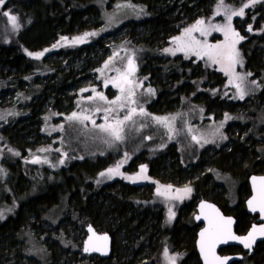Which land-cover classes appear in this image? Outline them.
Wrapping results in <instances>:
<instances>
[{
    "label": "rangeland",
    "instance_id": "374dc122",
    "mask_svg": "<svg viewBox=\"0 0 264 264\" xmlns=\"http://www.w3.org/2000/svg\"><path fill=\"white\" fill-rule=\"evenodd\" d=\"M10 1L12 0H5V3L0 6V45H7L11 41L19 40V36L24 35V31L28 27V22L23 21L22 15L15 13L13 7H9ZM197 1L194 0L190 3H195L194 5L198 6L190 16L192 21H187L189 22H186L187 24H185L186 20L181 21L185 25L180 28L179 32L172 30L170 32L171 35L164 38L160 36L151 38V43L149 42V44L160 48H158L160 52L158 56H156L158 53L147 55L146 48L139 44L141 43V40L138 39L140 37L139 34L146 27L140 26L138 23L149 19L150 16L144 5L132 0L116 1L108 8L105 2L100 21L94 16L95 19H91L87 23V26L84 27L85 29L79 30L75 28L76 30L72 34L64 36L67 38L66 40L61 39L63 36H60L54 42L50 40L49 42H52L49 46L45 45L43 48L37 50H30L19 43L20 51L25 55L26 59L28 58L34 62L45 60L49 66L47 67L48 70L52 69L53 66H58L60 62L63 64L69 61H77L78 58L75 55H71L73 50H71V53L68 50V54L64 52L58 54L60 51L67 50L68 46L79 48L80 46L83 47V45L89 44V42L96 41L95 44H97L99 40L104 45L106 51L99 67L94 68L91 65L80 71L82 80L78 81L77 93L74 88L66 91L69 97L74 93L76 95L71 99L70 108L64 105L62 109L65 110L61 112L54 109L50 99L41 102L39 98L32 97L35 95L34 92L38 91L37 88H42L48 81L47 79V81L43 79V76L47 73L46 71L39 73V76L30 74L26 76V79L14 76L11 73L7 79L1 81L0 189L2 192L6 191L11 197L9 203H0V224L5 222L9 216L15 215L22 202H28L35 198L41 187L43 188L45 185L59 182V173L67 169V166L70 164L77 161L79 163L86 160L94 161L99 158L110 159V165L104 168L102 172L106 173L109 168H115L119 164L120 174H113L111 178L107 175H97L96 187L111 182H121L137 187L139 191L136 195L143 194L145 196L147 193L151 194L147 202L163 210V221L159 223L160 226L156 229L158 233H156L155 237L157 247L154 249L151 247L147 253V255L149 254L148 257L144 256L141 259L140 255H136V264H146L147 259L151 258L154 253L153 259L155 264H183L187 260L188 252L184 249V251L174 249V243L170 235V232L179 220L180 209L185 203L191 202L193 205L187 216L188 222L192 225H195L194 214L197 211L198 203L202 199L212 202V197L209 196H213L215 192L220 195L219 203L225 211L232 213L233 208L235 209L237 206L239 207L238 210L242 208L245 200L250 196L249 184L247 183L248 192L246 194L241 192V186H238L240 178H237L235 174L231 175L211 167L212 163H215L213 162L214 157L210 159V162L207 160L200 169L192 173L191 177L189 176L184 180L181 178L178 181L167 180L165 182L151 177L145 161H140V164L138 163L133 169H123L124 166L126 167L134 163L135 159L142 154H145V156L149 154L154 157L169 147H174L177 150L183 164L187 166L193 165L205 152H216L220 148L225 150L233 148L235 141H230V139L232 137H243V134L248 132L246 123L250 124L252 129H260V132H264V126H262L264 124V105L262 110H256L255 105L252 106L251 100H249V98L253 97V95L255 97L264 88V65L259 71L255 70L254 66L253 68L250 67L248 65L249 59L244 56L242 51L243 47H245V41L251 34L263 31L262 26L259 25V29H256L257 27L253 26L252 22L251 24L248 23L250 22L248 19L255 9L257 10L259 6L264 5V0H257L256 3H252V0H222V2L221 0H214L203 5H199V1ZM245 5L249 6L245 7ZM241 8L244 10L242 16L233 15L234 12H239ZM181 9V7H177V12H182ZM195 10H199L200 12ZM6 11L9 12V15L17 17V26H14L9 16L3 15ZM229 16H231V20L228 19ZM198 20L204 21V24L199 27L203 28L206 34L201 35L199 31L191 33V37L200 42V45L196 46V51H201V46L205 44L215 45L225 42L224 30L216 31L217 27L226 30L230 24L232 30L244 37V39L236 44V48L240 53L241 63L236 64L233 71H222L221 69L225 68L224 64L213 63L206 56L201 58L195 55L193 51H176L177 44L174 38L184 37L188 39L185 29L192 28ZM124 25L130 26V30H125ZM249 26H251V31H249ZM86 33H96V35L85 36ZM78 37H83V40L74 39ZM153 40H157V42L152 43ZM165 49H172L175 54L165 52ZM102 50L97 49L93 53L91 62L99 60L98 58L103 54H100ZM41 52L43 55L39 59L35 58L34 55H29V53L35 54ZM145 55H147L146 58ZM178 57L192 66H199L200 74L204 73V75L199 74L198 79L205 80V73L213 72L219 74L223 80H221L218 86L213 88H201V85H199L196 88L197 90L194 89L192 92L179 95L175 108L162 112H154L152 106H150L157 95V89L150 83L152 78H150V72L154 69L147 66L148 71H144V58L150 66L160 64L162 70L164 67H167L168 72L162 73L163 75H167L168 73H173L169 70L171 62L165 66L162 63H166L170 58ZM130 59L137 68L130 75V80L133 83L126 85L125 92L121 94L120 88L114 86V82H120V74L128 69ZM79 60V63H81V58ZM156 80L163 81L158 76H155ZM195 80L197 79H194L192 82L194 83ZM31 81L36 84L37 88L31 90V86L28 85ZM129 88L135 93L132 97L136 101L134 104L128 100ZM149 89L153 91L149 92ZM204 91L209 95L216 96L218 94L222 101H227L226 109L214 111L212 109L216 106H212L208 111L204 103L195 101L194 97ZM241 91L244 93L243 98H240ZM97 93H102L106 97V100L99 99ZM118 96L122 97L120 101L116 104L109 103L116 100ZM234 103H237L232 108L234 111H227L229 110V104ZM121 105L124 106L121 107ZM129 108H136L137 115L133 117L132 121L126 122L124 125V139L122 141H114L107 133L100 131L96 126L106 123L105 116L108 118L107 123H114L117 119L122 120L128 114ZM141 108H143L146 115L139 114ZM32 109H35V111ZM73 113L81 117L87 116L89 119L82 121L69 120L68 117L72 116ZM31 114H35L40 119L39 124H29L28 121H30ZM154 117H168V124H170L172 131L170 132L164 124L158 123L153 119ZM92 121H95V125H93ZM16 125L22 126L23 130L20 128L21 130L19 129L20 131H18L19 127ZM37 127H39V131H35ZM15 129L20 135H17L16 141L10 140L8 133H13ZM21 134L25 135L27 139L24 136L20 141ZM255 134L257 135V133ZM194 136L196 137L195 140L193 139ZM41 149H44V151H41ZM34 160H38L39 162L33 163L32 161ZM141 166H146V172L141 173ZM11 167L22 168L18 176L22 175L25 179L29 180V183L27 181L25 183V188L27 187V189L24 192H20L19 190H16V192L12 189L13 193H17L15 197L7 184V180L11 179L13 174H15L11 171ZM31 172L35 174L31 175ZM257 175H264V173L259 172ZM130 176L137 177V179L134 181L127 179ZM249 177L250 175L246 176V178ZM175 181L177 183H174ZM202 182H206V184H202ZM216 182L220 185L215 184ZM214 184L216 188L211 190V186L213 187ZM169 185H171V189L165 195L158 194V189L164 192ZM185 187L191 188L192 191L187 194L183 192L177 193V189L182 190ZM203 188H206L205 190L208 192L207 197L203 196ZM211 191L213 193H210ZM105 196L103 195L102 197ZM177 196H179L178 199L175 198ZM78 209V216L83 217V214ZM170 210L171 213H174L171 219H169ZM78 216L72 212L69 214L64 212L61 215L63 218L60 221V230L51 229L55 233L57 231L62 232L61 229L67 232V228L69 229V233L67 232V234L73 241L72 250L68 253L71 258L70 264H73L74 261L79 264H122V261H116L118 260L117 257L108 262H99L95 259L90 261L85 258L87 255L83 254L82 248L87 235L86 224H83L84 219L82 217L79 219ZM161 227L162 230L164 228V231L160 230ZM43 228L45 230L50 229L48 225H44ZM200 228L201 225L196 226L197 231ZM40 232L41 229H37L35 234ZM120 238V234L116 232V244L120 243L118 241ZM33 242L41 252L45 253L47 248L50 249L46 254L51 256L50 260L55 258L54 263L50 264H61L60 252L58 251L54 255L50 253L52 252L51 249H54L55 243L57 244L55 240H51L50 244L42 238L34 239ZM28 243L31 245L30 242ZM20 246L26 250L24 244H20ZM20 246L17 245L16 248L19 250ZM18 250L17 253L19 252ZM32 261L34 264H42L38 260L32 259Z\"/></svg>",
    "mask_w": 264,
    "mask_h": 264
},
{
    "label": "trees",
    "instance_id": "16d2710c",
    "mask_svg": "<svg viewBox=\"0 0 264 264\" xmlns=\"http://www.w3.org/2000/svg\"><path fill=\"white\" fill-rule=\"evenodd\" d=\"M116 1L123 0L10 1L8 4L9 7H13L15 13L22 15L23 21L28 22V27L24 31L25 34L19 36V40H15L14 42L11 41L7 45H0V83L7 79L11 73H13L14 76L26 79V76L30 74L39 76V73L46 71L47 73L43 76V79L44 81L47 79L48 81H46L48 83L46 82L47 84L45 83L42 88H37L33 81L29 82L28 85L31 86V90L34 88L38 90L34 92L35 95L32 97L39 98L41 102L50 99L54 109L60 112L65 110L62 109L64 105L70 108L71 99L75 97L77 93V87L79 86L77 85L78 81L82 80L80 71L91 65H93L94 68L99 67L106 51L104 45L98 40L97 44H95L96 41L89 42V44L83 45V47L80 46L79 48H71L68 46L67 50L60 51L58 54L63 52L68 54V50H70V53L71 50H73L71 55H75L78 58L77 61H69L63 64L60 62L58 66H53L52 69L48 70L47 67L49 66L46 64L45 60L42 62H34L28 58L26 59L25 55L20 51L19 43L30 50H37L43 48L45 45L49 46L52 41L54 42V40L60 36L64 37L70 35L76 29H85L84 27L87 26V23L91 19H95V17L100 21L105 2L108 8ZM132 1L144 5L150 16L149 19H145L138 23V25L146 27V29H142L138 39L141 40L139 44L146 48L148 52L147 55L158 53L156 55L158 56L160 54L159 47L149 44V42L151 43V38L157 36L164 38L165 36L171 35L170 32L172 30H174V32H179L180 28L189 23L187 21L191 20L190 16L193 14L194 9H197L194 4H190L194 0ZM198 1L199 5H203L209 1L213 2L214 0ZM177 7H181L182 12H177ZM195 11L200 12L199 10ZM183 20H186L185 24L181 22ZM248 21H250L248 22L249 24L252 22L253 26L257 27L256 29H259V25L263 28L261 33H254L249 36L242 50L244 56L249 59L248 65L252 68L254 66L255 70L259 71L264 65V5L259 6L257 10L255 9L249 16ZM123 27L125 30H130V26L128 25H124ZM50 40L52 41L49 42ZM156 42L157 40H153L152 43ZM97 49H103L100 53L103 54L101 56L99 54L100 57L98 58L100 62L98 59V61L91 62V57ZM147 55H145V58ZM80 58L82 64L79 63ZM145 58L144 71H148L147 66L154 69L150 72V78L152 77L150 83L157 89L156 99L150 104L154 112H162L175 108L179 95L192 92L194 89L198 88L199 85H201V88H213L218 86L221 80H223L219 74L213 72L205 73V80L198 79V75L200 74L199 66H192L179 59L180 57L170 58L166 63H162V65L165 66L171 62L169 70L173 72L163 75V72H168V69H166L167 67H164L162 70L160 64H156V66L153 64L150 66ZM201 74L204 75V73ZM155 76H158V78L161 77L163 81H155ZM194 79L197 80L193 83L192 81ZM70 88H74L76 93L69 97L66 91ZM194 100L204 103L208 111L212 106H216L212 109L214 111L223 110L227 107V101H222L218 94L216 96L209 95L205 91L197 94ZM249 100H251L252 106L255 105L254 107L256 110H262L264 105V88L255 97L253 95V97L249 98ZM237 103L229 104V110L227 111H234L232 108L235 107ZM31 108H33V106H31ZM32 110L35 111V109ZM48 112L50 111L48 110ZM35 114L30 115L31 122L28 121L30 125L40 123V119H38ZM245 125L248 127V132H245L243 137H232V139H230V141H235L233 148L228 150L220 148L216 152H205L193 165L187 166L183 164L177 150L174 147H169L154 157L149 154H146V156L142 154L135 159L134 163L127 166V168L133 169L138 163L140 164V161H145L148 166V173L151 177L165 182L167 180L178 181L181 178L184 180L189 176L191 177L193 175L192 173L200 169L207 160L210 162V159L214 157L213 162L215 163H212L211 167L231 175L235 174L237 178H240L238 186H241V192L246 194L248 192V178H246V176L259 174V172L264 173V132H260V129H252L250 124L246 123ZM16 126L19 127L18 131L21 129L23 130L22 126ZM262 126H264V124ZM18 131L15 129L13 133H8L10 140L16 141L15 138L18 137L17 135H20ZM35 131H39V127H37ZM255 133H257V135ZM24 136L25 135L21 134L19 140L21 141ZM111 159L113 158L111 157ZM109 163L110 159L108 158H99L94 161L86 160L82 163H79V161L72 163L67 166V169L59 173V182L45 185L43 188L41 187V190L35 195V198L28 202H22L16 214L9 216L5 222L0 224V264H34L32 259L38 260L42 264L54 263L55 258L50 260L51 256L46 254L50 249L47 248L45 253L41 252L33 242L34 239L39 238L44 239L49 244L51 240H55L58 245L55 243V246H53L54 249H51L52 252L50 253L54 255L59 251L61 254V264H70L71 258L68 253L72 250V239L69 238L67 232L63 229H61L62 232L57 231V233L53 232L51 229L60 230L59 225L63 218L61 215L64 212L67 214L72 212L78 216L77 206L79 207V212L83 214V217H78L79 219L80 217L84 219V221L82 222L81 220V222L86 224L85 229L90 224L98 231L107 232L112 237V252L108 258H100L98 256H85V258L90 261L95 259L99 262H108L117 257L118 260L116 261H122V264H136V255H140V258L144 256L148 257L149 254L147 255V253L151 247H153V249L157 247L155 234L157 233L156 229L159 223L163 221V210L147 202L151 194L147 193L145 196L143 194L136 195L139 191L137 187L126 185L121 182H111L96 187L95 182L97 180V175H99L104 168L108 167V165H110ZM127 168L123 169L127 170ZM21 169L20 167H11V171L15 174H13L11 179L7 180L8 187L11 189V193L14 197L17 194L16 190L24 192L27 189V187L25 188L26 181L29 183V180L25 179L24 176H18ZM30 174L33 175L35 173L31 172ZM176 181L174 183H177ZM204 183L206 184V182H202V184ZM215 184L218 185L219 183L216 182ZM215 184L213 187L211 186V190L216 188ZM71 185H73V187H71ZM12 189L16 192L13 193ZM205 189L206 188H203V196L207 197L208 192ZM210 193H213V191ZM215 194L216 192L213 193V196L209 197H212V200L222 207L219 203L220 195L216 194V196H214ZM103 195L106 196L102 197ZM10 197L11 196H9L6 191L2 192L0 189V203H9ZM192 207L193 205L191 202L185 203L182 206L179 220L170 232L174 243L173 248L180 250L184 249L189 254L185 261L186 263L184 262L183 264H201L195 253L194 246L196 226L188 222L189 220L187 219L188 213ZM238 208V206L235 207V209L233 208L231 212L238 218L236 230L242 231L249 223L250 217L245 213L243 206L240 210H238ZM223 211L229 213L225 211L224 208ZM44 225H48L50 229L45 230V228H43ZM37 229H41V232L35 234ZM160 230L164 231V228L162 230L161 227ZM116 232L119 233L121 237L120 240H118L120 242L118 244L115 242ZM28 242H30L31 245H29ZM19 243L21 245L24 244L26 250L23 247L21 248ZM17 245L20 246L19 250L16 248ZM17 250L19 251L18 253ZM154 256L155 253L151 258L147 259L146 264H155L153 259ZM73 264L79 263L74 261ZM237 264H264V241L258 243L250 260H244Z\"/></svg>",
    "mask_w": 264,
    "mask_h": 264
},
{
    "label": "snow or ice",
    "instance_id": "6c2138e0",
    "mask_svg": "<svg viewBox=\"0 0 264 264\" xmlns=\"http://www.w3.org/2000/svg\"><path fill=\"white\" fill-rule=\"evenodd\" d=\"M222 2V0H221ZM257 0H252V3H256ZM5 3V0H0V6H2ZM249 5H245V7H248ZM244 14L243 8L239 10V12H234L233 15H240L242 16ZM3 15L9 16V19L13 22L14 26L16 25L17 17L15 15H9V12H4ZM229 20H231V16L228 17ZM204 24L203 20H198L196 25H194L192 28L185 29V34L188 37V39H185L184 37H175L174 40L177 44L176 51H193L195 55L200 56L201 58L207 57L209 60H211L213 63H222L225 65V68H222V71H233L234 67L236 64L241 63L240 60V53L236 48V44L239 43L240 40L244 39V37L240 36L239 33L235 32L234 30L231 29L230 24L228 25L227 29H222L221 27H217L215 30L216 31H221L224 30L225 33V42L220 43V44H205L201 46V51H196V46L200 45L199 41H196L193 37H191V33L193 31H199L201 35H205L206 32L203 28L199 27ZM249 31H251V26H249ZM231 33V35H229ZM87 35H96V33H86L85 36ZM61 39H67L66 37H62ZM76 40H83V37H78L74 38ZM55 47V45H54ZM47 51V50H45ZM165 52H171L173 55L175 52L172 49H165ZM29 55H34L35 58L39 59L43 53H29ZM128 69L121 73V79L119 83L114 82V86L119 87L121 94L125 92V86L130 85L133 83L128 77L132 75L135 71L134 63L130 59L128 62ZM249 75H251L249 73ZM239 88V86L237 85ZM94 91V90H93ZM149 92H152V89L148 90ZM135 95V93L129 88L128 89V100L131 103H136L135 100L132 99V97ZM243 91L240 92V98H243ZM97 96L101 100H106V97L103 96L102 93H97ZM122 97L118 96L116 100L110 101L109 103L111 104H116L118 101L121 100ZM91 99V98H90ZM124 105H121L123 107ZM140 115H146L144 112L143 108L140 109L139 112ZM137 115V110L136 108H129L128 114H126L123 119H117L114 123H107V116H105V121L106 123L96 125L100 131L107 133L114 141H122L124 139L123 132H124V125L126 122L132 121L133 117ZM69 120H87L89 117L87 116H78L76 113H73L72 116L68 117ZM158 123L164 124L165 126L168 127L169 131H172V128L170 124H168V117H154ZM93 125H95V121H92ZM193 139L195 140L196 137L194 136ZM199 142V141H197ZM41 151H44V149H41ZM33 163L39 162L38 160L32 161ZM63 163V161H61ZM120 165L117 164L115 168H109L107 172H101L100 176H105L107 175L109 178L113 174L119 175ZM141 173L146 172V166H141L140 169ZM127 179L130 180H135L137 177H127ZM255 180V178H254ZM260 183H261V189H260V194H259V199H258V207L259 211L261 213H264V177L260 178ZM171 189V185L165 189L164 192H161L159 189L157 190L159 195H165L169 190ZM177 193L183 192L185 194L190 193L192 191L191 188L185 187L184 189H177ZM172 198V197H170ZM179 198V196L175 197ZM257 201V197H253L252 201H249V205L252 206L253 202ZM212 208L213 212L215 213V219L209 218L207 215L205 216V219L209 221V227L205 228L201 233V251L204 252L205 249L207 248L209 251L212 252L213 260L215 261V264H225L226 258L221 259L218 256H215V245L217 243H226L227 239H235L240 241L241 243L244 244L245 247H251V243L254 242V233L259 232L261 235H264V226H261L259 229H257L255 226H253V229L251 232L246 237H238V236H233L231 233L230 226L233 223L232 219L225 218L220 215L219 210L215 209L214 206L212 205H205L202 204L201 208ZM253 211H256V207H252ZM174 213H171L170 210V215L169 219L172 218ZM199 219V217H197ZM89 231H92L91 228H89ZM108 237L105 236H96L95 233L93 232V236L89 237L88 244L92 248V250L99 251L101 250L100 246L94 243V241H107ZM89 248L86 247L85 251H88ZM205 260H208L207 253L205 254Z\"/></svg>",
    "mask_w": 264,
    "mask_h": 264
},
{
    "label": "water",
    "instance_id": "95a60500",
    "mask_svg": "<svg viewBox=\"0 0 264 264\" xmlns=\"http://www.w3.org/2000/svg\"><path fill=\"white\" fill-rule=\"evenodd\" d=\"M264 177V175H257V174H251L250 177L248 178V184L250 186L251 189V195L248 197V199L246 200L245 204L247 207V211L250 215H259V219L258 221H261V224H253L250 229L242 235H239L238 233H236V224H237V220L234 216L232 215H227L224 214V212L221 210V208L214 202L208 201V200H201L198 203V207H197V212L194 214V219L197 223H204L203 227L198 231L197 233V237H196V249H197V253L200 257V260L202 262V264H215V261L213 260V256H212V252L209 251L207 248L205 249L204 252L201 251V236L200 233L205 229L209 227V221L207 219H205V216L207 215L209 218L215 219V213L213 212L212 208H201L202 204L205 205H212L214 206L215 209L219 210V213L221 216L225 217V218H231L233 223L230 226L231 229V233L233 236H238V237H246L249 232L252 231L253 226H255L257 229H259L261 226H264V213H261L259 211V207H258V199H259V194H260V189H261V183H260V178ZM255 178V180H254ZM253 197H257V201L253 202V205L250 206L249 205V201L253 200ZM252 207H256V211L252 210ZM197 217H199V219H197ZM89 228L92 229V231H89ZM86 238L83 242V248H82V252L83 254L87 255V256H98L100 258H108L111 255L112 252V237L110 236L109 233L107 232H100L98 231L94 226L92 225H88L86 227ZM93 232L95 233L96 236H107L108 239L107 241H94V243H96L97 245L100 246L101 250L99 251H95L92 250V248L89 246L88 241H89V237L93 236ZM254 242L251 243V247H245L243 243H241L238 240L235 239H227L226 243H217L215 245V256L220 257L221 259H225L226 258V262L225 264H233L235 261H238L240 259H242L241 255H221L220 254V249L226 246H230V245H236V246H240L242 248H244L245 251H250L251 253L254 251V248L256 246V244L260 241L264 240V235H261L259 232L254 233ZM88 247L89 250L85 251V248ZM207 253L208 256V260H205V254Z\"/></svg>",
    "mask_w": 264,
    "mask_h": 264
},
{
    "label": "flooded vegetation",
    "instance_id": "af4514ba",
    "mask_svg": "<svg viewBox=\"0 0 264 264\" xmlns=\"http://www.w3.org/2000/svg\"><path fill=\"white\" fill-rule=\"evenodd\" d=\"M134 67H135V65H134ZM137 67H135V69H136ZM129 79H130V76L128 77ZM123 168H127V166L125 167H123ZM249 189H250V186H249ZM250 195H251V189H250ZM212 202H214V201H212ZM245 202H246V200H245ZM245 202H244V211H245V213H247L248 214V216L250 217V221H249V223L244 227V229L242 230V231H238V230H236V233H238L239 235H242V234H245L249 229H250V227L253 225V224H261L262 222L261 221H258V219H259V215H250L249 213H248V211H247V207H246V204H245ZM215 203V202H214ZM217 204V203H216ZM218 205V204H217ZM220 208H221V210L223 211V208L220 206V205H218ZM197 212V211H196ZM224 212V211H223ZM224 214H227V215H232V216H234L235 218H236V220H237V222H238V218L236 217V215H234V214H232V213H227V212H224ZM194 221H195V219H194ZM199 226V225H201V228L203 227V225H204V223H202V222H200V223H197L196 221H195V226ZM237 226V225H236ZM200 228V229H201ZM199 229V230H200ZM198 230V231H199ZM197 231V230H196ZM198 231L196 232V237H197V233H198ZM264 241V240H263ZM260 242H262V241H260ZM260 242H258V243H260ZM258 243L256 244V246L258 245ZM256 246H255V248H254V251L251 253L250 251H245L244 250V248H242V247H240V246H236V245H230V246H226V247H223V248H221L220 249V254L221 255H241L242 256V259H240V260H238V261H235L233 264H237V263H239V262H242V261H244V260H250V257H251V255H253L254 254V252H255V249H256ZM195 253H196V255L198 256V258H199V261L201 262V260H200V257H199V255H198V253H197V249H196V239H195ZM201 264H202V262H201Z\"/></svg>",
    "mask_w": 264,
    "mask_h": 264
},
{
    "label": "bare ground",
    "instance_id": "6f19581e",
    "mask_svg": "<svg viewBox=\"0 0 264 264\" xmlns=\"http://www.w3.org/2000/svg\"><path fill=\"white\" fill-rule=\"evenodd\" d=\"M186 1H187V0H186ZM197 2H198V1H197ZM159 3H161V2H159ZM166 3H167V1H166ZM166 3H165V4H166ZM185 3H186V2H185ZM208 3H209V2H208ZM162 4H164V3H162ZM192 4H193V3H192ZM192 4H191V5H192ZM194 4H195V3H194ZM197 7H198V6H197ZM95 55H96V54H95ZM47 83H48V82H47ZM47 83H46V84H47ZM71 187H73V185H71ZM76 188H77V187H76ZM78 190H79V189H78ZM79 193H80V192H79ZM79 196H80V195H79ZM80 198H81V196H80ZM81 200H82V199H81ZM85 200H86V199H85ZM78 201H79V200H78ZM82 202H83V201H82ZM79 203H80V202H79ZM96 203H97V202H96ZM98 204H99V203H98ZM81 205H82V204H81ZM75 207H76V206H75ZM77 208H78V207H77ZM92 208H93V207H92ZM89 210H90V209H89ZM159 226H160V224H159ZM67 230L69 231L68 228H67ZM68 231H67V232H68ZM68 233H69V232H68ZM157 234H158V233H157ZM155 235H156V234H155ZM70 239H71V238H70ZM85 262H86V261H85ZM83 264H84V263H83Z\"/></svg>",
    "mask_w": 264,
    "mask_h": 264
}]
</instances>
